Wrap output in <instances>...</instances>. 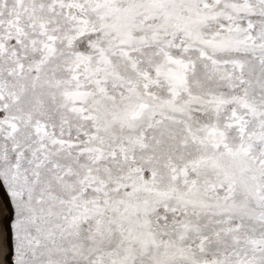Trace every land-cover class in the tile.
I'll return each instance as SVG.
<instances>
[{
	"label": "snow or ice",
	"instance_id": "obj_1",
	"mask_svg": "<svg viewBox=\"0 0 264 264\" xmlns=\"http://www.w3.org/2000/svg\"><path fill=\"white\" fill-rule=\"evenodd\" d=\"M13 264H264V0H0Z\"/></svg>",
	"mask_w": 264,
	"mask_h": 264
},
{
	"label": "bare ground",
	"instance_id": "obj_2",
	"mask_svg": "<svg viewBox=\"0 0 264 264\" xmlns=\"http://www.w3.org/2000/svg\"><path fill=\"white\" fill-rule=\"evenodd\" d=\"M0 181V264H13V254L11 253L10 256L7 255V237L6 232L8 229H11V221L8 218L13 217L11 213L13 212V208L11 202L9 200L8 195L5 194V190L2 188L3 184L1 185ZM7 193V192H6ZM9 204V205H8ZM11 244L13 245V240L11 237ZM13 249V246H12Z\"/></svg>",
	"mask_w": 264,
	"mask_h": 264
},
{
	"label": "water",
	"instance_id": "obj_3",
	"mask_svg": "<svg viewBox=\"0 0 264 264\" xmlns=\"http://www.w3.org/2000/svg\"><path fill=\"white\" fill-rule=\"evenodd\" d=\"M2 185V184H1ZM2 188H3V186H2ZM4 189V188H3ZM5 194H6V192H5ZM8 198V197H7ZM9 205V204H8ZM11 215H12V213H11ZM9 219H11V216H10V218H8V220ZM6 237L8 238L7 239V245H8V249H7V255L8 256H10L11 255V253H12V244H11V231H10V229H8V231L6 232Z\"/></svg>",
	"mask_w": 264,
	"mask_h": 264
},
{
	"label": "rangeland",
	"instance_id": "obj_4",
	"mask_svg": "<svg viewBox=\"0 0 264 264\" xmlns=\"http://www.w3.org/2000/svg\"><path fill=\"white\" fill-rule=\"evenodd\" d=\"M2 182V181H1ZM1 184H3V182L1 183ZM3 188H4V184H3ZM4 190H5V188H4ZM5 192H6V190H5ZM7 194V193H6ZM9 198V197H8ZM12 215L14 216V212H12ZM12 220H13V217H11V219H10V221L12 222ZM10 231H11V237H12V230L10 229ZM13 246V245H12ZM13 250V249H12ZM12 254H13V252H12ZM12 256V255H11Z\"/></svg>",
	"mask_w": 264,
	"mask_h": 264
}]
</instances>
